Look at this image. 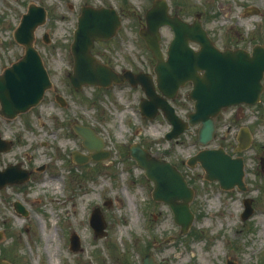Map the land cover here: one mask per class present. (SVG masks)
Segmentation results:
<instances>
[{
	"label": "rangeland",
	"instance_id": "1",
	"mask_svg": "<svg viewBox=\"0 0 264 264\" xmlns=\"http://www.w3.org/2000/svg\"><path fill=\"white\" fill-rule=\"evenodd\" d=\"M152 1L0 0V71L23 53L12 32L27 4L35 2L47 10L46 21L35 31L34 45L52 81L37 105L14 118L0 116V135L13 141L8 151L0 153V168L19 163L30 171L27 181L0 187V257L14 264H140L148 253L159 264H224L226 260L264 264V168L259 162L264 155V89L255 104L223 108L216 117L213 138L201 145L196 140L198 125L167 140L164 134L170 125L163 116L142 117L138 101L143 92L138 87L120 83L76 90L68 82L73 11L79 3L111 6L122 20L113 37L95 41L93 54L115 69L148 70L150 51L138 29ZM167 2L170 13L187 21L199 15L201 25L221 49L264 45V0ZM44 32L48 42L42 39ZM160 33L165 50L173 33L168 26H162ZM182 92L176 112L184 118L191 102L186 89ZM55 93L65 97L64 105L54 99ZM74 123L91 127L103 139L105 159L72 160L73 150L89 153L72 131ZM243 126L248 127L251 142L236 151V136ZM137 141L153 155L177 163L193 188L194 218L185 233H179L169 206L152 200V181L127 152ZM217 146L243 157L245 190L221 189L217 180L205 179L199 164L186 163L202 147ZM50 179L57 184L48 183ZM246 197L253 212L241 219ZM15 201L27 214L15 211ZM96 206L105 221L101 236H94L88 219ZM72 231L79 236L78 251L69 249Z\"/></svg>",
	"mask_w": 264,
	"mask_h": 264
},
{
	"label": "water",
	"instance_id": "2",
	"mask_svg": "<svg viewBox=\"0 0 264 264\" xmlns=\"http://www.w3.org/2000/svg\"><path fill=\"white\" fill-rule=\"evenodd\" d=\"M167 10L165 0H154L144 14L145 25L139 30V34L156 60L155 84L163 95L173 97L181 84L187 80L191 81L192 88L188 96L194 100V109L188 113V121L182 120L175 113L173 106L155 93L149 74L133 73L129 69L116 72L90 53L94 40L110 38L120 25L119 16L113 8H82L70 45L73 67L68 78L76 89L81 88L83 84L106 87L125 80L132 85L140 84L147 96L139 103L140 112L153 118L158 108H161L172 125L165 134L167 139L177 137L189 124L200 123L197 140L206 144L215 130L214 117L222 107L242 102L253 104L258 101L264 88L261 83L264 72V47L256 44L250 52L243 48L219 49L197 18L186 22L176 15L170 16ZM45 15L44 7L30 3L13 32L15 40L23 45L24 52L19 59L0 72V115L3 117L13 118L36 105L44 91L51 86L41 57L33 45L34 30L45 21ZM162 25H168L174 31V37L167 47L166 59L163 58L159 44V28ZM43 39L48 41L47 33H44ZM189 41L198 43L199 48L194 50ZM201 70L203 72L199 74L198 71ZM61 98L56 95V99L62 103ZM74 129L81 135L86 148L96 150L91 158L97 160L105 156L106 153L100 150L101 139L97 138L89 127L74 125ZM250 139L247 128H241L237 135L236 150L245 149ZM10 147L11 141L0 136V152L7 151ZM128 152L137 164L145 169L146 177L153 181L152 197L169 204L173 219L180 226V232H186L193 220V213L189 209L193 190L187 186L181 173L168 161L151 155L139 143L131 144ZM72 155L79 163L89 158L77 151H73ZM195 162H199L204 169L206 179H217L222 188L238 186L242 190L245 189L241 156L233 157L222 147L205 148L188 159L190 165ZM260 164L264 168V156L260 157ZM28 177L29 173L20 170L18 164H9L0 169V187L23 182ZM243 203L241 218L245 219L252 213L253 208L250 198H245ZM14 206L18 212L26 213L19 203L15 202ZM90 223L95 235L104 234L105 222L98 208L92 211ZM70 248L74 251L80 249V241L75 233L70 236ZM0 264L12 263L0 258ZM142 264L155 263L152 257L145 255Z\"/></svg>",
	"mask_w": 264,
	"mask_h": 264
},
{
	"label": "flooded vegetation",
	"instance_id": "3",
	"mask_svg": "<svg viewBox=\"0 0 264 264\" xmlns=\"http://www.w3.org/2000/svg\"><path fill=\"white\" fill-rule=\"evenodd\" d=\"M81 5V4H80ZM80 5H78V7L80 6ZM96 6V5H95ZM98 6V5H97ZM105 6V5H104ZM77 7V6H76ZM76 10H77V8L73 11V14L76 12ZM147 63V66H148V70H144V71H149V72H151L152 71V68H153V64L150 62V61H148V62H146ZM130 69H132L134 72H136V71H139L138 69H135L133 66H130ZM152 74V73H151ZM137 87H139V86H137ZM191 87V84H190V82H185L180 88H179V90L177 91V93H176V95H175V97L173 98V99H170L169 101L173 104V105H175V106H178L179 104H180V93L182 92V90H184V89H186V91H187V89H189ZM140 88V87H139ZM159 115H161V113H159L158 114V116ZM229 130V127L227 128V131ZM174 165L177 167V168H179V165L177 164V163H174Z\"/></svg>",
	"mask_w": 264,
	"mask_h": 264
},
{
	"label": "bare ground",
	"instance_id": "4",
	"mask_svg": "<svg viewBox=\"0 0 264 264\" xmlns=\"http://www.w3.org/2000/svg\"><path fill=\"white\" fill-rule=\"evenodd\" d=\"M47 182H48V183H52V184H57V181H56V180H52V179L47 180ZM44 185H45V184H44Z\"/></svg>",
	"mask_w": 264,
	"mask_h": 264
}]
</instances>
